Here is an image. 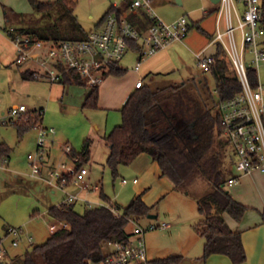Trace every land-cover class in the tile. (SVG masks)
Here are the masks:
<instances>
[{
  "label": "trees",
  "instance_id": "1",
  "mask_svg": "<svg viewBox=\"0 0 264 264\" xmlns=\"http://www.w3.org/2000/svg\"><path fill=\"white\" fill-rule=\"evenodd\" d=\"M34 14L14 12L4 7L7 22L15 31L27 33L39 39L79 40L88 31L79 23L75 14L77 0H27ZM109 12L121 17L120 10L110 5L97 22L102 24ZM137 29L143 31L151 19L142 11L131 14L127 19ZM197 29H203L195 22ZM192 24L189 25V29ZM133 49L138 48L131 41ZM215 63L209 71L216 83L218 100L207 102L198 85H142L133 90L120 109L121 122L105 136L108 146L106 165L117 173L119 165H128L139 153H148L160 168L162 176H167L175 190L189 192V188L199 178L211 187L210 191L196 199L199 219L195 231L204 237L202 258L210 254L222 253L234 262L244 260L245 253L239 231L227 224L224 213L240 220L246 206L237 201L225 186L226 171L223 168L226 144L220 124L218 104L220 100L233 97L242 90L239 77L229 60L224 56L220 44L214 53ZM32 70L21 71L23 79H35ZM121 74L122 68L111 70ZM247 75L256 86L254 68L247 67ZM63 84L86 85L75 71L66 72L60 80ZM206 82L201 86L205 87ZM97 87L90 88L83 106L93 108L97 102ZM43 110L35 109L22 114L14 121L18 133L22 134L41 122ZM90 139L86 138L78 152L80 167L88 155ZM10 148L0 142V161L8 158ZM232 157V156H231ZM233 161V159H232ZM68 180L70 176H66ZM100 198L105 204L87 206L78 212L75 203L51 206L48 213L65 223L53 230L41 244L26 249L22 258H14L11 264H92L103 261L108 241L126 240L129 219L147 216L152 206L147 205L141 195L134 196L126 205L111 203L110 198L100 190ZM107 204V205H106ZM116 207L118 213L110 207ZM181 256L172 254L154 259L155 264H177ZM15 261V262H14Z\"/></svg>",
  "mask_w": 264,
  "mask_h": 264
},
{
  "label": "built area",
  "instance_id": "2",
  "mask_svg": "<svg viewBox=\"0 0 264 264\" xmlns=\"http://www.w3.org/2000/svg\"><path fill=\"white\" fill-rule=\"evenodd\" d=\"M216 4L213 42L222 46L224 56L233 65L242 86L238 94L220 100L218 104L222 133L231 146L236 170L234 175L227 178L226 186L236 183L240 176L252 170L264 173V83L257 81L256 86H252L247 75L248 66L256 71L264 63V0H219ZM131 7L142 8L151 19L145 30L140 31L114 12L107 13L101 25L90 29L86 38L79 40L39 39L15 31L10 26L6 31L15 48L14 62L33 63V77H46L51 82H60L66 72L75 71L82 77L85 86L92 88L98 86L111 70L120 68L119 62L131 48V41L138 44L135 49L139 54L135 66L138 68L144 58L187 36L190 22L186 16L164 21L156 14L150 0H132ZM202 11L207 12L206 9ZM195 60L201 71L209 72L215 63V56L214 53L201 50L195 53ZM141 85L142 81L138 79L135 86ZM24 113H27L25 105H14L8 110L7 117L10 120L18 119ZM40 123L36 125L37 156L27 155L30 175L34 177L40 175L42 161L49 145L54 142L55 135L53 127H45ZM59 146L62 158L49 170L48 182L63 183L65 177L70 176L74 183L81 185L87 168L82 165L77 167L79 155L70 144ZM65 157L68 162L63 160ZM122 181L127 180L123 178ZM76 199L75 194L68 193L62 203L69 204ZM110 208L118 213L116 207ZM129 221L133 226L127 239L108 241L104 260L92 264H155L147 254L145 232L167 228L169 223L162 221L143 226L134 219ZM60 226H65V223L60 221L58 225L49 224L48 227L53 231ZM23 234L21 227H7L4 236L0 237V259L6 254L3 247L5 237L12 236L11 244L16 246ZM26 239L31 243L30 236L27 235Z\"/></svg>",
  "mask_w": 264,
  "mask_h": 264
},
{
  "label": "rangeland",
  "instance_id": "3",
  "mask_svg": "<svg viewBox=\"0 0 264 264\" xmlns=\"http://www.w3.org/2000/svg\"><path fill=\"white\" fill-rule=\"evenodd\" d=\"M21 1L22 3L18 0H4L5 3L1 1L0 4L10 6L8 3L14 2L17 6H24V9H18V11L24 14L35 13L33 12V7L25 2L26 0ZM108 2V0H77L75 14L85 30L88 31L94 27V22L99 19L105 10H107ZM163 3L160 4V8L155 5L156 7L154 10L164 21H166V19L167 21H172L173 18L176 19L180 16H186L189 20L190 16L194 21H196V18L199 20L201 19V24L204 25L206 29L215 32L214 19L216 18V3L210 0H184L183 4H178L177 0H164ZM104 4L107 5L104 6ZM202 9H207L209 11V14L205 18L202 16ZM194 21L189 34L193 32L200 33ZM189 22L191 21L189 20ZM199 37L201 38L202 36ZM190 50L189 48H185L182 50V53L179 54L180 73H176L174 76H187L188 68L198 71L201 77L204 76L206 78V86L202 88L199 85L203 83H187L188 85H196L197 83L202 96L206 98L207 102L212 104L214 101L218 100V95L215 90V80L210 72H201L199 68L196 67L193 53ZM129 51V56L124 57L121 61V63L123 62V65L128 68L127 71H130L132 65L130 60L133 59V52L131 53V50ZM246 61L248 62V59ZM24 64H26V62L16 64L13 61L6 64L0 61V142H4L10 148L7 160L3 159L0 161V237L4 236V225L21 227L25 234V238L21 236L16 246L11 244L12 236L5 237L3 247L6 249V254L0 259V264H11V258L21 259L26 249L31 248L33 245L41 244L46 240L50 233L48 224L52 222L55 223V219L46 214L45 203L47 200L51 203L58 201L64 195V193L58 189H56L54 193L48 192L44 182L37 181L35 180L36 178L30 175L31 167L27 155L32 154L33 156H37L35 140L38 128L37 126L31 127L22 134H19L14 123V120L17 118L10 120L7 117L10 107L23 104L26 106L27 112L34 108L41 107L43 109L40 124L45 127L51 126L55 130L54 142L48 147L51 157L56 159L52 167L61 159V148L59 144L68 143L72 146L70 142L66 141L68 138L74 145L75 149H73L79 151L84 143V138L88 136L92 138L94 145L92 150L93 153H95V161L91 162L89 165L87 164L89 174L86 181L91 184L99 183L103 192L120 205H126L134 196L132 182L129 181L126 184L121 183L122 177L128 179L132 178V175L128 172V165H119L116 175L113 176L111 169L105 163V146L102 141L96 138V134L99 136L102 132L103 125L100 126L99 131L90 126L92 122L94 123V120L98 124L102 123L101 120L104 114L90 107L81 106L82 101L75 100L74 98H76V96H74V98L71 97L72 100L76 102L71 101V105L66 108H63V103L57 100H55V105L53 107L50 106L51 103H48L45 94L48 83L39 79H28L29 81H23L20 72ZM256 71L257 81L264 83V63L260 64L258 68H256ZM160 84L161 82L158 85ZM119 122H121V120ZM223 138L226 144V152H224L222 165L228 177L232 163V149L227 139L225 137ZM48 149L46 151L47 155ZM47 155H45V159ZM45 159L41 164V168L43 166V171L46 170L44 168L46 164H43ZM63 160L68 162V158L66 157L63 158ZM16 174L18 175L17 177H15ZM70 182L74 183L73 178L70 179ZM69 189L68 191L72 190L71 192H75L79 188ZM210 189V185L204 179L199 178L190 186L189 192L178 189L169 191L163 195V197H159L153 208L156 217H141V223L140 218L135 219L143 226L149 223L158 224L162 221L171 224V226L167 228H155L145 232L144 239L151 258L154 256L153 254H155L152 252L158 251L162 252V254L174 253L181 255L183 259H185L184 264H189L191 257L197 258V252H200L203 248L202 242L204 237L201 235L192 236V240H188L187 234L189 231H194V225L200 217L197 210V197L210 191ZM85 193H87L86 196L89 197V201L81 203L80 200H77L75 202V208L78 212H83L87 206H96L104 203L101 199H98L97 191ZM132 226L133 223L129 221L128 229L131 230ZM27 235L31 237V243L26 241ZM15 263L19 264V262Z\"/></svg>",
  "mask_w": 264,
  "mask_h": 264
},
{
  "label": "crops",
  "instance_id": "4",
  "mask_svg": "<svg viewBox=\"0 0 264 264\" xmlns=\"http://www.w3.org/2000/svg\"><path fill=\"white\" fill-rule=\"evenodd\" d=\"M1 1L4 2V0H0V3ZM18 1L22 3L21 0H18ZM108 1H109L108 5L104 4V6L107 5V7H109L110 5H112L115 9L120 10L121 17L125 19H128L129 15L131 14H138L144 11L142 8H132L131 7L132 0H108ZM150 1H151V4L153 5V8H155L156 6L160 8L161 6L160 4H162L164 0H150ZM180 1H181L180 3L178 2L177 3L183 4L184 0H180ZM25 2L29 4L27 0ZM8 4L10 6H7L5 4H0V11H1V14H0V61L6 64L14 61L15 48H14L12 41L7 35V31L4 29L7 22L5 20L3 9L4 7H7L17 13H23V12L18 11V9L20 10L24 9L23 5L17 6V4L14 2H10ZM206 11H207L206 13L202 11L203 18L207 17V15L209 14V11L207 9ZM102 15L99 17V19L102 17ZM99 19L94 22V27H96V24L99 21ZM189 20L191 21L190 24H192L194 21V19H192L190 16H189ZM194 22H198V24L203 29V32L200 31V33L193 32L192 34H189L190 32V29H189L185 39H183L182 41H174L171 44H169L167 47H164L160 49L159 51H157L155 54L144 58L143 60L140 61L138 68H136L135 66L137 64L139 54L133 48L128 49L126 53L124 54V56L122 57V59L124 57L129 56L128 55L130 53L129 50H131V53L133 52L132 53L133 59L130 60L132 64L130 67V71H127L128 68L123 65V62L121 63L122 61L121 59L119 62V65H120V68L123 69V72L121 74H115L112 72L107 73L103 81L98 85L96 106L91 109L98 111V112H102L104 114V117L101 120L102 123L98 124L94 120V123L92 122L90 126L94 127L97 131H99L100 126L103 125L102 132L99 134V136L98 134H96V138L102 141V143L104 144L105 149H106V152L104 151V153H106V157L108 154V146L105 143L104 136L116 124L120 123L119 122L121 120L120 109L122 105L124 104V102L126 101L129 94L137 88L135 86V83L138 79H141L142 85H158L160 82H161L160 85H166V84L179 85V84H183L187 82L188 83L197 82L198 84H202L204 82L207 83V80L204 76L201 77L200 76L201 74H199L198 71H194V69L192 70L191 68H188L187 76H179V77L174 76L176 73H180L179 72L180 70L179 62L180 61L178 59L180 58L179 54L182 53L183 49L185 48L191 49L190 51L193 53L194 59H195V53L198 51L204 50V52L206 53H215L217 49L218 44L213 42L214 31L206 29L204 25L201 24V19L199 20L198 18H196V21ZM214 22H215V19H214ZM199 36H202L201 37L202 41ZM34 67L35 66L33 63L26 62V64H24V67L22 68L21 71L23 70L31 71ZM196 67L199 68L197 63H196ZM199 70L201 71L200 68ZM24 80L29 81L28 79H23V81ZM39 80L45 81L48 83L45 94H46L48 103H51L50 106L52 107L55 105V100H57L63 103V106H62L63 108H66L69 105H71V101L76 102L72 100L74 96H76V98H74L75 100L77 99V101L78 100L82 101L81 106H83L85 97L87 96L90 90V88L85 85H79L76 83L63 84L62 82H51L46 77L39 78ZM76 86L79 88L81 87L82 88L79 89ZM77 103L80 104L79 102ZM35 109H42V108L41 107L34 108L33 110ZM86 138L90 139L89 149H88L89 151L82 165L83 166L85 165V167L87 168V164L89 165L91 162L95 161L94 160L95 153H93V150H92V147L94 146L92 142V138L86 136L84 139ZM66 141L70 142L74 148L73 143L68 138L66 139ZM60 158H62V154H60ZM4 160H7V158ZM55 161L56 159L55 158L53 159L51 157V154L48 149L47 158L43 162V164H46L44 167L46 170L43 171V166H42L40 170V175L38 177L32 176L33 178H36L35 180L44 182L48 192L54 193L55 190L58 189L62 193H64V195L58 201H54L53 203L49 202V200L46 201L45 203L46 214L48 216H51L48 213V209L51 206L61 204L62 201L66 198L68 193H72L77 196V199L73 201L72 203H75L77 200H80L81 203L89 201L88 200L89 197L86 196L87 193H85L89 191H97L98 199L99 200L101 199L100 198V190H102L101 185L99 183L91 184L90 182L86 181V178L89 174L88 168H87V173L83 177L81 185L76 184V183H71L67 177H65V180H64L65 182L63 183L61 181H57L53 184H50L48 182L49 170L52 168V165L55 163ZM127 168H128L129 174L132 175V178L128 179L126 177H122V179L126 178L127 181L123 182L121 179V183L126 184L129 181L132 182L133 184L132 189L134 190L133 195L134 196L138 194L141 195V198L143 199V201L147 205L152 206L150 214L155 215L154 217H156V213H154V210H153V208L155 207L157 203L156 200L161 196L163 197V195H165L167 192L175 190L173 188L172 181L167 176L161 175L160 168L157 162L153 160L152 157L146 152L139 153L128 164ZM235 173H236V170L234 168V164L232 161L229 176L234 175ZM17 176L18 175L16 174L15 177ZM133 179H136V180L134 181ZM75 186L78 187L80 190L77 189L75 192H71L72 190L68 191L69 188L70 189L76 188ZM226 188L237 201L241 202L247 207L240 220H235L229 214L224 213V218L227 224L229 225V227L233 230L239 231L241 234V241H242V245H243L244 253H245L244 260L239 263H234L229 258V256L222 254V253H213V254H210L206 259H203L202 258L203 248H202L200 252H197V255H198L197 258L191 257L189 264H264V215H263L264 213V173L259 170H252L250 173H246L240 176L239 180L236 183L232 185H226ZM110 201L113 204L120 205L118 202H116L115 200H112L111 198H110ZM103 204H105V202ZM54 221L55 223L52 222L49 224L58 225L60 222L57 219H55ZM141 221H142V218H140V223ZM8 226L4 225L3 233L6 232ZM170 226L171 224L169 223L168 227ZM127 230L128 232L130 231L128 227H127ZM51 232L52 230L50 229V233ZM22 236H23L22 238H25V234H23ZM192 236H200V235L194 229L193 232L192 231L188 232L187 234L188 240H192L193 238ZM202 244H204V239H203ZM146 249H147L148 257L153 260L156 258L174 254V253L162 254V252H159V251L152 252L155 254H153L154 256L151 258V256H149L147 246H146ZM11 259L13 260V258ZM184 261L185 259H183V257L181 256L177 264H184Z\"/></svg>",
  "mask_w": 264,
  "mask_h": 264
},
{
  "label": "water",
  "instance_id": "5",
  "mask_svg": "<svg viewBox=\"0 0 264 264\" xmlns=\"http://www.w3.org/2000/svg\"><path fill=\"white\" fill-rule=\"evenodd\" d=\"M210 1L213 2V3H217L219 0H210ZM177 2L180 3L181 1L177 0ZM147 216L150 217V218H153L155 215H152V214L149 213Z\"/></svg>",
  "mask_w": 264,
  "mask_h": 264
}]
</instances>
